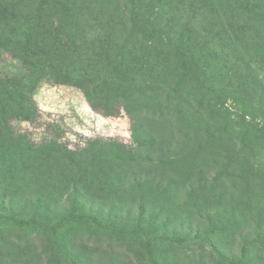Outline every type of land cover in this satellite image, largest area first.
Listing matches in <instances>:
<instances>
[{
  "label": "rangeland",
  "instance_id": "rangeland-1",
  "mask_svg": "<svg viewBox=\"0 0 264 264\" xmlns=\"http://www.w3.org/2000/svg\"><path fill=\"white\" fill-rule=\"evenodd\" d=\"M3 1L6 0H0V5ZM79 1L84 4L77 14L78 17L85 18V22L75 24L74 21L69 22L73 24L70 29L72 31H69L72 35L71 50H68L65 55L74 56V59L70 63L61 65L64 70L72 72L70 76L73 82L57 81L59 78L56 79L53 75V77L45 75L41 82H36L35 75L31 76L28 70L26 71L20 62L12 57L8 42L5 40L6 36L0 40V77L8 78L18 75L26 79L29 85L34 84V89L29 90V95L39 115L34 123L23 122L20 112L13 114L12 110L8 109V105L3 104L5 109L0 117L10 120L14 137L16 134L23 133L27 134L32 144L40 145L55 141L70 149L96 139L115 140L128 146L133 145L128 114L121 110L114 116H105L102 110H93L85 96L86 92H91L92 86L87 82L81 84L75 81L83 70H88V59L92 56L132 58L143 55L142 47H145L143 44L145 38L142 31L141 33L135 31L140 29V22L135 19V28L131 18V13L135 11H138L135 13L141 12L143 17L151 16L153 24L149 26L154 25L157 32L166 37L165 45L170 51L180 49L183 37H190L193 45L192 52L194 50L196 55L198 53V56H202L203 34L214 32V35L222 36L215 40L217 49L220 45L222 46L217 50L221 59L219 62L221 70L225 71L227 64L225 58L231 59V63L235 65L236 62L230 56L233 49H238L246 56H252L253 62L256 58L262 61V56L259 55L264 54V28L260 26L257 17H261L259 14H264V0H258V5L253 4L251 0H246L247 3L245 0L229 2L216 0L212 4L213 16L210 20L212 25L202 21V0H138L136 3L133 2L134 5L128 0ZM17 3H21L19 8L15 9L20 19L22 16L31 18L34 7L38 6L34 0L23 2L15 0V4ZM207 7L211 8L210 5ZM242 7L243 14L233 16L232 11L239 12ZM255 13L258 14L254 16ZM6 25L8 24L3 18H0V29H5ZM223 36L229 41L225 42ZM64 48L66 49L65 46ZM210 52L212 53V50ZM257 52L258 56H256ZM75 70L81 72L77 73ZM258 72L264 80V70L258 68ZM85 74H91V71H86ZM86 77L89 78L88 75ZM154 84L155 81L151 85L154 86ZM172 86V84L166 85L163 88L161 99L174 109H181L183 111L181 114L184 113L180 118L178 115L171 116L172 120L174 119L172 151H176L179 159L183 160L180 163L184 164L173 165L166 169L167 178L174 182L173 193L165 194L155 201L156 205L154 204L155 207H153L157 212L143 214L144 227L149 217L153 216V232L168 238L154 248L156 249L153 254L154 259L161 264L159 257L165 259V264H236L239 263V256H243L244 253L246 261L241 264H264V245H262L264 241V146L253 150L249 144L239 141L238 131H236L235 137H238V141L230 143L228 140L227 144L214 149L219 154L218 167L211 161L206 162L207 164L202 163V161L205 162L202 159V153L196 160L194 156L190 160L193 147L189 144L183 146L185 140L181 138L186 128L183 127L184 130L181 132L177 128L184 122L192 124L193 130L190 131L194 134L192 140H202V134L205 135L202 131V114L206 115V112L204 108L203 111L200 109L199 98L192 100L189 88L179 89L168 99L166 93L173 91ZM216 89V92L212 94L213 102L221 103L223 105L221 113L227 114L234 120L230 124V129L236 126V120L238 124L243 123L240 119L244 114L247 115L246 121L250 124V126L242 124L247 132L252 128L253 118L259 125H264L263 107L256 103L249 104L243 98L229 97L228 93L223 91L224 87L220 85ZM24 91L27 90L24 89ZM25 93L27 97V92ZM225 96L228 98L225 99ZM1 128L0 123V157L2 153L5 154L8 151L2 147V143L10 135ZM239 131L242 132V130ZM196 148L199 147L196 146ZM10 158L9 154L5 157L8 161L0 162V179L2 177L0 217L11 215L26 225L13 231L8 224L0 225V264H51L48 260L49 253L44 250L47 236L42 232H45V229L48 230V225L53 226L55 222L62 224L60 216L66 213L62 207L66 208L68 198L64 197L59 201L61 210L58 212H47L46 209L35 212L28 205L25 207L26 195L23 191L19 193L16 189L5 190L8 185L5 183L4 175L9 168L1 166L3 164L10 166L11 163L16 162L12 159L10 161ZM17 163V165L12 164L16 169L24 167V161ZM226 164L230 166L228 170L224 169ZM218 172L219 179L215 176ZM238 175L240 177H236ZM215 178L218 179L216 182H214ZM140 179L141 182L146 180L145 177ZM203 180L208 182L205 183L206 186L210 185V188H213L210 194L207 192L205 201H202ZM122 183L126 187L129 186V181L125 180ZM7 193L6 203L2 205V197H5ZM56 195L57 193L54 196ZM53 198L58 199V197ZM12 209L13 212H11ZM139 213L137 211L118 212L119 215L113 214L114 224H103L105 228L120 230L123 226L122 222L130 221L134 225ZM104 216L99 212H76L73 216L72 230L74 231L69 229L71 231L69 235L76 246L84 248V252L87 253L86 262L151 264L149 257L140 259L125 241H119L114 237L108 239L101 234V227L97 228L94 217L99 220ZM206 233L210 234L206 236ZM60 264H69V262L61 259Z\"/></svg>",
  "mask_w": 264,
  "mask_h": 264
},
{
  "label": "trees",
  "instance_id": "trees-1",
  "mask_svg": "<svg viewBox=\"0 0 264 264\" xmlns=\"http://www.w3.org/2000/svg\"><path fill=\"white\" fill-rule=\"evenodd\" d=\"M23 1L25 0H20V2ZM34 1L38 3V6L34 7V14L31 18L22 16L21 19L18 12L15 13V9H18L21 3L15 4V0H6L1 3L0 18H3L8 25L5 29H0V40L6 36L5 40L8 42L12 57L18 60L31 76L35 75L36 82H41L45 75H53L56 79L59 78L57 81L63 83L73 82L70 76L72 72L64 70L61 65L70 63L74 59V56L65 55L68 50H71L72 35L69 31H72L70 29L73 24L69 22L74 21V24L85 22V18L78 17L77 14L84 3L79 0ZM128 1L132 2V5H134L133 2H138V0ZM214 1L216 0H202V21L204 23L211 24ZM219 1L229 2L230 0ZM251 1L258 5V0ZM245 2L247 3L246 0ZM135 12L131 13L134 27L135 19L140 22V29H135V31L138 33L142 31L145 38L143 40L145 47H142L143 55L132 58L92 56V59H88V70H83L75 81L81 84L87 82L92 86L91 92H86L85 96L93 110H102L105 116H114L121 110L128 114L133 145L128 146L115 140L99 139L77 145L75 149H70L55 141L35 145L28 140L27 134L19 133L14 137L10 120L4 119L3 116L0 117L1 130L5 129L10 133L9 138L5 142L2 141V147L8 151L1 154L0 162L8 161L5 157L9 154L10 161H16L10 166L6 164L1 166L9 168V173L4 175L8 187L4 189H16L19 193L23 191L26 195L25 207L28 205L35 212L41 209H46L47 212H58L61 210L59 201L64 197L68 198V204L64 202L67 204L66 208L62 207V210L66 212L60 216L62 224L55 222L53 226L48 225V230L45 229V232H42L47 236L44 250L49 253L48 260L51 264H60L61 259L67 260L69 264L91 263L85 260L87 253L84 252V248L76 246L69 235L71 232L69 229L74 228L73 216L76 212L104 214L105 216L100 217L99 220L94 217L97 222L96 226L101 227L103 236L108 239L114 237L119 241H125L140 259L149 257L151 264H161L154 259L153 254L156 250L154 248L168 238L153 232V216L149 217L144 227L142 225L143 214L144 212H157L154 209L155 201L165 194L173 193L174 182L167 178L166 169L173 165L184 164L180 163L183 160L179 159L176 151H172L174 119L171 118L173 115H178L180 118L184 113L181 114L183 112L181 109H174L162 101L161 92L166 85H173V91L166 93L168 99L179 89L189 88L192 100L199 98L200 109L203 111L204 108L206 112V115L202 114V131L205 133V135L202 134V140H192L194 135L190 132L193 130L192 124L184 122L177 128L179 132L186 128L181 138L185 140L183 146L189 144L193 147L190 160L193 156L196 160L202 153V159L205 161L202 163L211 161L218 167L219 154L214 149L227 144L228 140L230 143L238 141V137L239 141L249 144L253 150L264 146V125H259L253 118L252 128L247 132L242 124L249 126L250 124L246 121L247 115L244 114L240 119L243 123L238 124L236 120V126L230 129V124L234 120L230 119L227 114L221 113L223 105L216 101L213 102L212 95L218 89L216 87L220 85L224 87L223 91L227 92L229 97L243 98L249 104L256 103L264 108V80L258 72V68L264 70V54L259 55L262 56L261 62L258 58L253 62L252 56H246L238 49H233L230 56L236 63L234 65L231 59L225 58L227 64L224 71L219 65L221 59L217 53L222 46L219 44V49L215 46L217 45L216 38H222L221 35L217 34L220 36L218 37L213 34L214 32L203 34L202 56H198V53L196 55L194 50L192 52L193 45L190 37H183L180 49L170 51L165 45L166 37L157 32L154 25L149 26L153 24L151 16L143 17L141 12ZM232 12L233 16L243 14V7L239 9V12ZM256 14L258 13L254 16ZM259 16L261 17H257L258 22L264 28V14H259ZM83 31L87 32L85 29ZM223 38L225 42L229 41L225 36ZM86 71H91V74H85ZM154 81L155 84L152 86ZM33 89L34 84L29 85L26 79L18 75L8 78L0 77V115L5 109L3 104H7L8 109L12 110L11 113H21L23 122L34 123L39 115L29 95V90ZM24 92H27V97ZM228 96H225V99ZM236 131H238L237 138L235 137ZM245 138L248 139L245 140ZM196 146L201 150L195 149ZM21 160L24 161V167L16 169L12 164L17 165V162ZM228 167L230 166L226 164L224 169L228 170ZM215 176L219 179L220 173L218 172ZM142 177L146 178L145 182H141ZM217 178L214 182L218 180ZM125 180L129 181L127 187L122 183ZM1 182L2 177L0 187ZM205 183L208 182L203 180L202 201H205L208 193L213 191V188H210V185L206 186ZM55 193H57L56 196H54ZM7 197L8 193L2 197V205H5ZM53 197H58V199L54 200ZM205 207L202 209H206ZM136 211L140 213L134 225L126 221L127 224L121 223L123 226L120 230H113L110 227L105 228L103 224H114L113 214H118V212ZM2 223L8 224L11 231L26 225L11 215L0 217V225ZM35 223L37 224L36 221ZM209 234L206 233V236ZM262 243L264 245V241ZM245 257L244 253L243 256H239V263L236 264L245 262ZM159 259L162 264L166 263L164 258L159 257ZM101 264L106 263L101 262Z\"/></svg>",
  "mask_w": 264,
  "mask_h": 264
}]
</instances>
